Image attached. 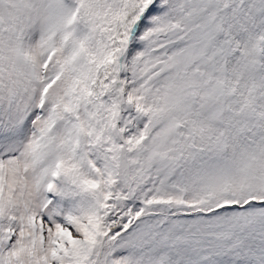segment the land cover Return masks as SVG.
<instances>
[{
	"label": "snow or ice",
	"instance_id": "obj_1",
	"mask_svg": "<svg viewBox=\"0 0 264 264\" xmlns=\"http://www.w3.org/2000/svg\"><path fill=\"white\" fill-rule=\"evenodd\" d=\"M0 264H264V0H0Z\"/></svg>",
	"mask_w": 264,
	"mask_h": 264
}]
</instances>
